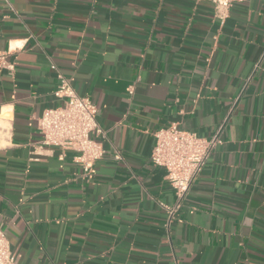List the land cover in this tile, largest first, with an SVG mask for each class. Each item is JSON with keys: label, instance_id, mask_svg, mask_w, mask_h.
I'll use <instances>...</instances> for the list:
<instances>
[{"label": "crops", "instance_id": "0c3cea01", "mask_svg": "<svg viewBox=\"0 0 264 264\" xmlns=\"http://www.w3.org/2000/svg\"><path fill=\"white\" fill-rule=\"evenodd\" d=\"M0 55V226L16 264H264V0L223 23L207 1L0 0ZM58 74L97 108L90 180L40 145ZM173 124L218 143L167 228L176 198L150 154Z\"/></svg>", "mask_w": 264, "mask_h": 264}, {"label": "built area", "instance_id": "2783aa9c", "mask_svg": "<svg viewBox=\"0 0 264 264\" xmlns=\"http://www.w3.org/2000/svg\"><path fill=\"white\" fill-rule=\"evenodd\" d=\"M197 1L210 2L213 5V18L223 23L232 4L246 0ZM0 67L10 73L13 71V65L6 61L5 55H0ZM57 79L54 96L61 104L44 110L38 118L36 127L41 135L40 145L59 150L60 157L65 152H72L73 160L82 170V176L90 180L96 162L104 154L101 142L95 140L104 136L96 119L97 108L88 97L76 93L69 79L61 74L57 75ZM128 92H132V87H129ZM153 138L150 162L166 172L167 182L176 198L172 206L161 204L167 214L165 225L168 228L175 219L183 198L217 145L218 136L202 138L173 124L154 131ZM0 264H16L1 226Z\"/></svg>", "mask_w": 264, "mask_h": 264}]
</instances>
